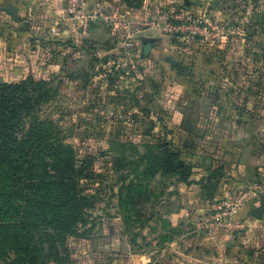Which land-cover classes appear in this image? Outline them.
Segmentation results:
<instances>
[{
  "label": "rangeland",
  "instance_id": "374dc122",
  "mask_svg": "<svg viewBox=\"0 0 264 264\" xmlns=\"http://www.w3.org/2000/svg\"><path fill=\"white\" fill-rule=\"evenodd\" d=\"M53 5L0 0V264H264V0Z\"/></svg>",
  "mask_w": 264,
  "mask_h": 264
},
{
  "label": "trees",
  "instance_id": "16d2710c",
  "mask_svg": "<svg viewBox=\"0 0 264 264\" xmlns=\"http://www.w3.org/2000/svg\"><path fill=\"white\" fill-rule=\"evenodd\" d=\"M11 157H12V154H10L8 157L0 155V171L1 172H2V170L7 171L9 168L14 167L12 165L11 159H9ZM5 163H8V165H6ZM15 164H16L15 165L16 166L15 172H17L20 170L19 166L17 164H20V163L15 162ZM36 176H37V181L36 182L33 181V183H32L33 184L32 186H34L35 189H39V190L45 189L47 191L51 190L52 183L47 181L46 174L43 170L40 171L39 173H37ZM131 202L133 203V205L136 204L135 201H131ZM21 226H22V223H21ZM15 233H17V232H14L13 235H11V233L6 234V233H2V231H0V235H4V238L9 242V245L13 250H18L19 252L24 251V252L29 253L27 246H23L21 244V238L18 237ZM15 253H16V251H15ZM15 258L16 259L14 261H12L11 264H25L19 254H16Z\"/></svg>",
  "mask_w": 264,
  "mask_h": 264
},
{
  "label": "built area",
  "instance_id": "2783aa9c",
  "mask_svg": "<svg viewBox=\"0 0 264 264\" xmlns=\"http://www.w3.org/2000/svg\"><path fill=\"white\" fill-rule=\"evenodd\" d=\"M67 4L68 15L73 19H78L80 25L86 29L91 19L90 16L85 15L83 11L84 0H65ZM130 45V43H129Z\"/></svg>",
  "mask_w": 264,
  "mask_h": 264
},
{
  "label": "crops",
  "instance_id": "0c3cea01",
  "mask_svg": "<svg viewBox=\"0 0 264 264\" xmlns=\"http://www.w3.org/2000/svg\"><path fill=\"white\" fill-rule=\"evenodd\" d=\"M52 2H53V6L55 7V8H61V5H62V2H63V0H51ZM53 10H55V9H53ZM205 160V159H204ZM206 161V160H205ZM203 163V164H202ZM200 168H202L203 170H205V171H207V170H209L210 168H211V163L210 162H208V161H206V162H202L201 161V163H200ZM250 167H246V170L247 171H249L248 169H249Z\"/></svg>",
  "mask_w": 264,
  "mask_h": 264
},
{
  "label": "water",
  "instance_id": "95a60500",
  "mask_svg": "<svg viewBox=\"0 0 264 264\" xmlns=\"http://www.w3.org/2000/svg\"><path fill=\"white\" fill-rule=\"evenodd\" d=\"M172 64H173V61H172ZM263 207H264V205H263L262 207H260L259 209H257V211L255 212V215L259 216L260 213H261L262 210H263Z\"/></svg>",
  "mask_w": 264,
  "mask_h": 264
}]
</instances>
